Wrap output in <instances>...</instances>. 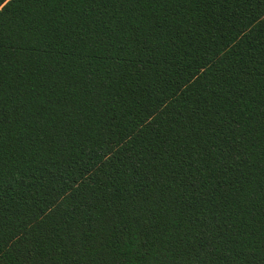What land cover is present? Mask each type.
<instances>
[{
	"label": "trees",
	"instance_id": "trees-1",
	"mask_svg": "<svg viewBox=\"0 0 264 264\" xmlns=\"http://www.w3.org/2000/svg\"><path fill=\"white\" fill-rule=\"evenodd\" d=\"M0 264H264V0H0Z\"/></svg>",
	"mask_w": 264,
	"mask_h": 264
}]
</instances>
